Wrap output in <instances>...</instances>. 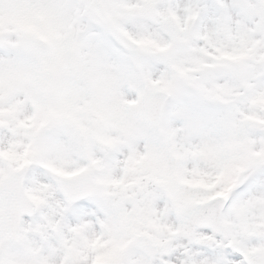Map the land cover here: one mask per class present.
<instances>
[{"label":"snow or ice","instance_id":"1","mask_svg":"<svg viewBox=\"0 0 264 264\" xmlns=\"http://www.w3.org/2000/svg\"><path fill=\"white\" fill-rule=\"evenodd\" d=\"M0 264H264V0H0Z\"/></svg>","mask_w":264,"mask_h":264}]
</instances>
